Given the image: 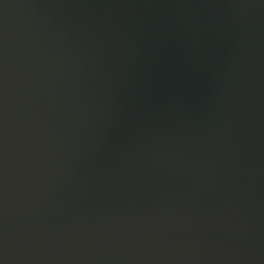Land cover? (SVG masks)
Here are the masks:
<instances>
[{
    "label": "water",
    "instance_id": "obj_1",
    "mask_svg": "<svg viewBox=\"0 0 264 264\" xmlns=\"http://www.w3.org/2000/svg\"><path fill=\"white\" fill-rule=\"evenodd\" d=\"M0 264H264V0H0Z\"/></svg>",
    "mask_w": 264,
    "mask_h": 264
}]
</instances>
